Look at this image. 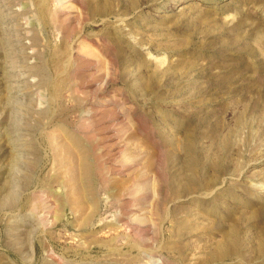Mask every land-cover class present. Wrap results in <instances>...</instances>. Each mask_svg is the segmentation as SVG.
I'll use <instances>...</instances> for the list:
<instances>
[{
	"label": "rangeland",
	"instance_id": "rangeland-1",
	"mask_svg": "<svg viewBox=\"0 0 264 264\" xmlns=\"http://www.w3.org/2000/svg\"><path fill=\"white\" fill-rule=\"evenodd\" d=\"M0 264H264V0H0Z\"/></svg>",
	"mask_w": 264,
	"mask_h": 264
}]
</instances>
